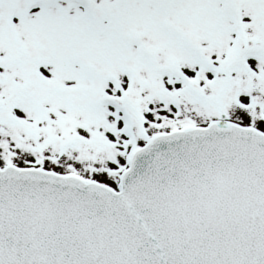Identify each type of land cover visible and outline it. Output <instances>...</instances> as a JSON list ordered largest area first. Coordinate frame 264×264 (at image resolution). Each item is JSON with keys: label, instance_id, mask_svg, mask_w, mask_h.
Returning a JSON list of instances; mask_svg holds the SVG:
<instances>
[{"label": "snow or ice", "instance_id": "1", "mask_svg": "<svg viewBox=\"0 0 264 264\" xmlns=\"http://www.w3.org/2000/svg\"><path fill=\"white\" fill-rule=\"evenodd\" d=\"M0 264H264V0H0Z\"/></svg>", "mask_w": 264, "mask_h": 264}]
</instances>
